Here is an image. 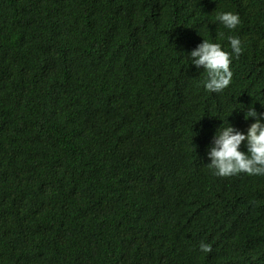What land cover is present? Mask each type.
Returning a JSON list of instances; mask_svg holds the SVG:
<instances>
[{
    "label": "trees",
    "instance_id": "obj_1",
    "mask_svg": "<svg viewBox=\"0 0 264 264\" xmlns=\"http://www.w3.org/2000/svg\"><path fill=\"white\" fill-rule=\"evenodd\" d=\"M229 36L209 92L188 54ZM249 107L264 0H0V264H264V175L206 154Z\"/></svg>",
    "mask_w": 264,
    "mask_h": 264
},
{
    "label": "clouds",
    "instance_id": "obj_2",
    "mask_svg": "<svg viewBox=\"0 0 264 264\" xmlns=\"http://www.w3.org/2000/svg\"><path fill=\"white\" fill-rule=\"evenodd\" d=\"M217 19L228 29H235L240 24V17L233 12H220ZM231 53L222 49L219 43L203 39L189 54L191 63L196 67L203 66L207 78L203 82L204 88L209 92L219 93L227 88L232 79L230 63L233 55L236 58L243 53L239 37H228ZM254 117L255 121L248 127L246 134L231 125L218 128L213 143L207 151L210 158L209 167L214 169L218 177H230L240 173L248 175H264V123L261 117L264 113L257 112L249 107L245 119ZM246 141L247 152L240 150L242 142ZM200 250L210 253L209 244L201 242Z\"/></svg>",
    "mask_w": 264,
    "mask_h": 264
}]
</instances>
